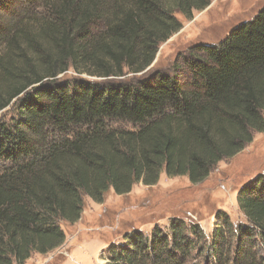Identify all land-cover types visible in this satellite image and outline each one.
I'll return each mask as SVG.
<instances>
[{
	"label": "trees",
	"instance_id": "trees-1",
	"mask_svg": "<svg viewBox=\"0 0 264 264\" xmlns=\"http://www.w3.org/2000/svg\"><path fill=\"white\" fill-rule=\"evenodd\" d=\"M213 1L0 0V264L63 247L86 197L103 204L162 173L201 183L264 132V7L150 73L178 14ZM237 201L244 225L220 210L206 240L174 217L111 242L107 264H264L263 173Z\"/></svg>",
	"mask_w": 264,
	"mask_h": 264
},
{
	"label": "rangeland",
	"instance_id": "rangeland-1",
	"mask_svg": "<svg viewBox=\"0 0 264 264\" xmlns=\"http://www.w3.org/2000/svg\"><path fill=\"white\" fill-rule=\"evenodd\" d=\"M262 7L264 0H214L208 8L195 10L192 20L178 14L183 28L161 44L150 73L168 71L198 44L219 43ZM139 75L129 73L124 78L133 80ZM66 76L78 75L70 71ZM262 173L264 132L256 133L244 151L219 162L201 183L193 184L187 176L162 173L154 186L137 183L126 195L111 190L103 204L86 197L81 220L62 224L67 235L64 246L45 255L34 253L25 264H107L105 252L111 242H123L124 234L134 229L150 236L156 225L168 232L174 217L199 224L207 240L219 222L216 214L220 210L235 226L247 223L237 197L244 185Z\"/></svg>",
	"mask_w": 264,
	"mask_h": 264
}]
</instances>
